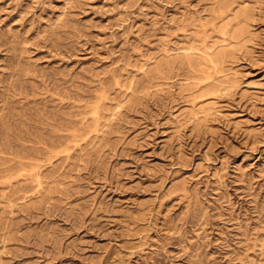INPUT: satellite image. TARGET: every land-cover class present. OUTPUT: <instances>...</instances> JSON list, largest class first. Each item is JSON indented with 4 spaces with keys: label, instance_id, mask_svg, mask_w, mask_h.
I'll list each match as a JSON object with an SVG mask.
<instances>
[{
    "label": "rangeland",
    "instance_id": "obj_1",
    "mask_svg": "<svg viewBox=\"0 0 264 264\" xmlns=\"http://www.w3.org/2000/svg\"><path fill=\"white\" fill-rule=\"evenodd\" d=\"M0 264H264V0H0Z\"/></svg>",
    "mask_w": 264,
    "mask_h": 264
}]
</instances>
